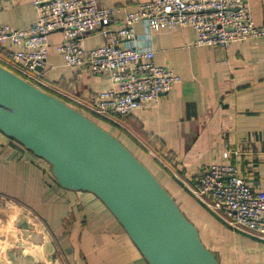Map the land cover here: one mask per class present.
I'll return each mask as SVG.
<instances>
[{
    "label": "crops",
    "instance_id": "obj_1",
    "mask_svg": "<svg viewBox=\"0 0 264 264\" xmlns=\"http://www.w3.org/2000/svg\"><path fill=\"white\" fill-rule=\"evenodd\" d=\"M99 1L105 7H125L117 16L122 21L137 3L148 0ZM248 6L256 24L264 28V0H248ZM37 15L32 0H0V23L14 29L31 26ZM135 33L140 46L154 51L155 64L168 67L180 82L162 95L157 105L114 122L142 145L144 151L132 144L161 174L171 195L221 264H264V246L253 245L256 242L244 240L242 234L233 236L189 190L210 165L225 163L235 165L253 190L264 192V38L235 42L229 47H198V32L191 27L149 35L138 23ZM62 38L61 32L49 36L46 79L57 95L84 111L80 103H92L98 93L110 87V78L108 74L93 75L86 67H68L57 52ZM83 43L89 50L102 45L104 38L95 34ZM18 49L20 46L11 41L3 45V53ZM226 150L230 155L225 161ZM0 202L1 219L12 203L21 205L32 211L50 237L44 239L42 231L28 219V231L36 233L27 239L32 240L30 248L24 244L22 249L14 248L11 255L21 253L19 259L9 254V262H4L0 256V264H148L99 198L62 188L48 163L1 132ZM9 213L12 219L15 211L10 209ZM4 224L0 220V229ZM8 227L7 231H16L15 224ZM9 236L1 238L4 257L12 245ZM39 239L44 241L35 242Z\"/></svg>",
    "mask_w": 264,
    "mask_h": 264
},
{
    "label": "built area",
    "instance_id": "obj_2",
    "mask_svg": "<svg viewBox=\"0 0 264 264\" xmlns=\"http://www.w3.org/2000/svg\"><path fill=\"white\" fill-rule=\"evenodd\" d=\"M32 1L38 13L34 24L18 30L0 23V65L41 90H53L45 72L49 36L61 32L57 52L68 67H86L110 78V87L92 103H80L83 114L111 121L157 105L180 82L168 67L155 64L153 50L140 46L136 24L149 35L191 27L198 32V47L264 38L248 0H148L137 3L122 21L117 16L125 7H105L99 0ZM95 34L104 43L86 50L84 39ZM7 41L20 49L3 53ZM229 155L230 150L223 153L225 161ZM189 190L233 232L264 241V192L253 190L235 165H210Z\"/></svg>",
    "mask_w": 264,
    "mask_h": 264
},
{
    "label": "water",
    "instance_id": "obj_3",
    "mask_svg": "<svg viewBox=\"0 0 264 264\" xmlns=\"http://www.w3.org/2000/svg\"><path fill=\"white\" fill-rule=\"evenodd\" d=\"M0 132L48 163L62 188L99 198L148 264H221L175 198L120 140L1 65Z\"/></svg>",
    "mask_w": 264,
    "mask_h": 264
},
{
    "label": "rangeland",
    "instance_id": "obj_4",
    "mask_svg": "<svg viewBox=\"0 0 264 264\" xmlns=\"http://www.w3.org/2000/svg\"><path fill=\"white\" fill-rule=\"evenodd\" d=\"M151 108V107H150ZM105 128H109L110 126L109 125H107V124H104L103 125ZM113 132H114V130H112ZM120 140H121V142L124 144H126L127 145V147L128 148H130L131 150H132V152L138 157V158H141V160H143V161H145V158L144 157H142L141 156V152H140V150L139 149H137V147H134V145H132V143H130L123 135H119V137H118ZM118 139V140H119ZM130 150V151H131ZM41 159V158H40ZM145 162H147V164H149L151 167H152V164L150 163V162H148V161H145ZM1 203V202H0ZM10 209H12V211L14 210L15 211V214L13 215L12 214V219H11V217H10V213H9V211H10ZM21 214H23V215H21ZM3 216H5V218H3V219H1L0 218V220H4V222H5V226L3 227V228H1L0 229V256H1V259L4 261V262H9L8 260H9V258H8V255L10 254V256L11 257H13V258H15V257H17L18 259H19V257L21 256V251L19 252L20 254H18L19 256H12L11 254H12V252L14 253V251L13 250H15L13 247L15 246H13V245H11V247H9V248H7L8 249V251H6L5 252V257H4V255H2L1 254V246H2V243H1V238L3 237V236H5V235H14L15 236V240L14 241H18L17 243H19V242H22V244H24V246L26 247V249L28 248H30V244L32 243V242H29V243H26L25 241H23L24 239H30V237L32 236V235H36V233L34 234L33 232H34V230L32 231L31 230V232H29L28 231V229H30V228H28L29 227V225H28V219H32L33 220V222L35 223V227L36 228H38L39 230H41L42 231V233L44 234V239H50V237H48L49 236V234H47V232L45 231V228H44V226L41 224V221L32 213V211L30 210V209H28V208H26V207H23V206H21V205H17V204H15V203H12V206L10 207V208H8V210H7V212H6V215H3ZM2 217V216H1ZM221 221V220H220ZM222 222V221H221ZM19 223H20V225L23 227V228H21L20 226H19ZM223 223V222H222ZM11 224H15L16 225V231H13V230H10V231H7L6 229L7 228H9L8 226H10ZM224 224V223H223ZM226 225V224H225ZM228 227V226H227ZM18 228V229H17ZM228 229L232 232H230L233 236L235 235L236 237H238V233L237 232H233V230L231 229V228H229L228 227ZM243 235V238H244V240L245 239H247V238H250V239H252L254 242H256V243H254L253 245H255L256 246V244H258V246H260V247H263L264 246V241H261V240H257V239H254V238H252V237H250V236H247V235H244V234H242ZM226 238V237H225ZM8 239V241L10 242V240H9V238H7ZM32 239V238H31ZM44 239H39V240H35V242H42V241H44ZM28 241H32V240H28ZM245 242V241H244ZM14 243V242H13ZM246 244V243H245ZM13 248V249H12ZM257 248V247H256ZM24 250V249H23ZM69 250L67 249V252H68ZM23 253V252H22ZM69 253V252H68ZM50 264H53V263H51L50 262Z\"/></svg>",
    "mask_w": 264,
    "mask_h": 264
},
{
    "label": "trees",
    "instance_id": "obj_5",
    "mask_svg": "<svg viewBox=\"0 0 264 264\" xmlns=\"http://www.w3.org/2000/svg\"><path fill=\"white\" fill-rule=\"evenodd\" d=\"M43 90L51 95H54L55 97L61 99L62 101L66 102L67 104L71 105L67 99H64L63 97L57 95V93H55L53 90L51 89H45L43 88ZM75 108V107H74ZM77 109V108H76ZM79 110V109H78ZM82 111V110H80ZM83 113V111H82ZM86 116H88L91 120H93L94 122H96L98 125H100L102 128H104L105 130H107L108 132H110L112 135H114L117 139H119V135H123L130 143L132 144H135L136 146H139L142 150L144 149L142 147V145L131 135L129 134L125 129H123L120 125H118L117 123H115L114 121H111V120H107V119H103V118H99V117H96V116H89L86 114ZM128 117L130 116H116L115 119H118V120H121V121H125ZM104 124H107L109 125L110 127L109 128H105L103 125ZM114 130V132L112 131ZM120 140V139H119ZM121 141V140H120ZM124 145L127 147V145L124 143ZM128 148V147H127ZM129 150H131L130 148H128ZM132 151V150H131ZM144 151V150H143ZM161 151H159V154H160ZM133 153V152H132ZM135 155V154H134ZM140 159V158H139ZM141 160V159H140ZM142 161V160H141ZM143 162V161H142ZM162 170H164L167 174H170L169 173V170L158 160V159H155L154 161ZM154 174L155 176L158 178V180L164 185V187L169 191L168 187L166 186L165 182L162 180L161 178V174L159 173H156L153 169V165L152 167L143 162ZM177 181V180H176ZM178 184H180L182 186V184L177 181ZM170 193V191H169ZM171 194V193H170ZM176 200V199H175ZM176 202L178 203V201L176 200ZM179 205V203H178ZM180 206V205H179ZM181 210H182V207L180 206ZM183 211V210H182ZM184 212V211H183ZM185 214V213H184ZM186 215V214H185ZM187 217V215H186ZM188 218V217H187Z\"/></svg>",
    "mask_w": 264,
    "mask_h": 264
},
{
    "label": "bare ground",
    "instance_id": "obj_6",
    "mask_svg": "<svg viewBox=\"0 0 264 264\" xmlns=\"http://www.w3.org/2000/svg\"><path fill=\"white\" fill-rule=\"evenodd\" d=\"M8 240V239H7ZM9 240H10V242H12V245L14 246L13 248H18V241H14L15 240V236H9ZM14 242V243H13ZM26 243H29V242H32V241H28V240H26L25 241Z\"/></svg>",
    "mask_w": 264,
    "mask_h": 264
}]
</instances>
